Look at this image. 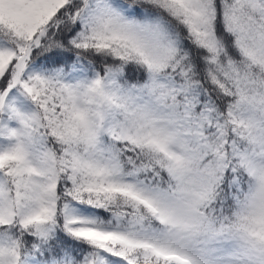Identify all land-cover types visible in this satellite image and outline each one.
Here are the masks:
<instances>
[{"label": "snow or ice", "instance_id": "snow-or-ice-1", "mask_svg": "<svg viewBox=\"0 0 264 264\" xmlns=\"http://www.w3.org/2000/svg\"><path fill=\"white\" fill-rule=\"evenodd\" d=\"M0 264H264V0H0Z\"/></svg>", "mask_w": 264, "mask_h": 264}]
</instances>
